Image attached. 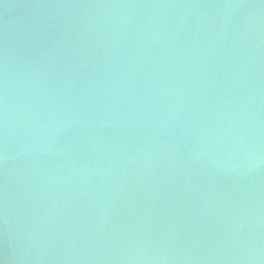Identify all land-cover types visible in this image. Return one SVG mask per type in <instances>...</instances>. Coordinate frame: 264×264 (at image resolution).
Returning <instances> with one entry per match:
<instances>
[{"label":"water","instance_id":"95a60500","mask_svg":"<svg viewBox=\"0 0 264 264\" xmlns=\"http://www.w3.org/2000/svg\"><path fill=\"white\" fill-rule=\"evenodd\" d=\"M0 264H264V0H0Z\"/></svg>","mask_w":264,"mask_h":264}]
</instances>
